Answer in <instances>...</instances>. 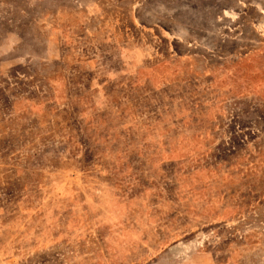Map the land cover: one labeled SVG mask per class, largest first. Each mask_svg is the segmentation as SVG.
<instances>
[{"label": "rangeland", "instance_id": "1", "mask_svg": "<svg viewBox=\"0 0 264 264\" xmlns=\"http://www.w3.org/2000/svg\"><path fill=\"white\" fill-rule=\"evenodd\" d=\"M0 264H264V0H0Z\"/></svg>", "mask_w": 264, "mask_h": 264}]
</instances>
